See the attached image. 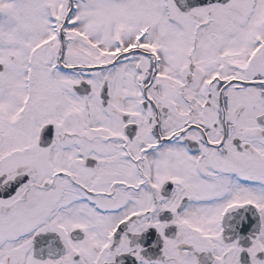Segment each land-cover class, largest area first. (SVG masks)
I'll return each mask as SVG.
<instances>
[{
  "label": "snow or ice",
  "instance_id": "1",
  "mask_svg": "<svg viewBox=\"0 0 264 264\" xmlns=\"http://www.w3.org/2000/svg\"><path fill=\"white\" fill-rule=\"evenodd\" d=\"M0 264H264V0H0Z\"/></svg>",
  "mask_w": 264,
  "mask_h": 264
}]
</instances>
